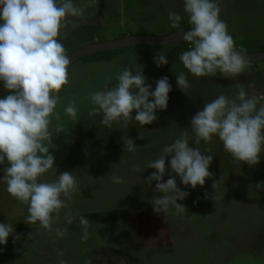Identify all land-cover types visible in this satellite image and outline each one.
Masks as SVG:
<instances>
[{
    "label": "rangeland",
    "instance_id": "obj_1",
    "mask_svg": "<svg viewBox=\"0 0 264 264\" xmlns=\"http://www.w3.org/2000/svg\"><path fill=\"white\" fill-rule=\"evenodd\" d=\"M139 1L72 0L84 9L80 21L86 27L63 29L67 35H62L60 40L71 38L75 50L128 35L165 36L179 31L171 27L170 11L179 14L181 20H188L184 0H147L140 11L126 10L134 9ZM255 1L218 0L220 18L227 24L234 43L241 46L248 41V48L243 47L252 51H256V39L264 38V0ZM86 8L98 12L105 21L99 17L89 19L87 15L91 13L87 14ZM190 47L188 43L133 47L119 52L112 61H99L97 69L85 67L86 63L80 61L68 70L69 84L61 91L55 109L59 123H63V133L52 136L49 147L55 165L42 178L44 182H53L60 173L69 171L77 181L78 189L69 207L61 210L60 218L52 226L67 231L63 238H58L55 231L50 233L38 223H24L28 206L11 197L6 184L0 182V223L11 224L21 236L15 242L10 236L7 245H0V264H59L61 259L67 264H88L89 256L93 262L98 261L94 253L89 255L97 247L114 248L128 264H264V188L258 190L255 186L264 182V153L258 165L249 167L246 163H234L217 136L209 143L194 144L190 121L208 101L200 94L203 89L200 77L186 74L188 94L178 88L176 77L169 79L172 91L168 108L158 110V119L151 125L141 127L133 119L127 127L113 123L109 128L101 123L102 113L89 114L90 88H102L109 80L115 85L120 69L133 66L134 70L143 71L146 83L155 90V81L173 76L166 73L186 69L179 56ZM159 52L167 56V65L155 64L154 57ZM246 69L254 73L235 80L216 78L218 83H230L225 91L229 98L235 97L240 83L249 95L264 94V63L249 64ZM106 70L112 72L106 74ZM212 94H207V99ZM218 94L217 90L208 102ZM73 100L77 107L76 120L64 111ZM182 131L188 132L190 146L213 156L209 167L213 177L206 179L204 186L192 189L190 185L184 186L177 176V186L189 192L188 197L178 201L187 209L177 215L170 206L167 213L157 215L151 202L162 194L154 191L155 182L151 186L147 183L146 178L155 171L148 169L147 164L158 158L162 148L179 138ZM129 137L136 142L135 152L124 151L123 138ZM133 165H139L142 171L133 172ZM4 167L0 165V177ZM113 176L122 177L124 183H113ZM168 178L165 175V181ZM214 180H221L216 201L204 198L205 192L210 196L214 193ZM69 211L74 217L72 224L66 222ZM81 216L90 222L86 241L82 240L83 230L79 226Z\"/></svg>",
    "mask_w": 264,
    "mask_h": 264
},
{
    "label": "clouds",
    "instance_id": "obj_2",
    "mask_svg": "<svg viewBox=\"0 0 264 264\" xmlns=\"http://www.w3.org/2000/svg\"><path fill=\"white\" fill-rule=\"evenodd\" d=\"M184 12L191 25L183 33L190 50L179 56L184 68L196 77H214L219 73L225 79L235 80L244 74L249 63L247 54L237 50L227 24L220 18L218 0H184ZM83 13L84 9L72 0H0V82L9 93L0 98V165H5L0 182L6 184L11 197L28 206L24 223H38L50 233L55 231L58 238H63L67 230L52 226L60 218L61 210L69 207L78 184L69 171L60 173L53 182H44L42 178L55 165L49 147L53 143L52 133H63L55 109L61 91L69 84L71 60L60 37L67 35L62 29L79 26L73 18H82ZM168 19L171 27H180L179 14L170 11ZM154 62L157 67L169 63L163 52L154 57ZM176 79L178 88L185 92L189 87L185 73H177ZM115 80V85L113 80L106 81L90 95L89 114L102 113L103 125L111 128L117 123L127 127L134 119L143 127L157 121L158 110H167L172 91L167 76L155 81V90L146 83L143 71L134 70L133 66L126 67ZM237 88L235 97L220 94L192 117L194 144L209 143L217 136L234 163L255 167L264 153V94L249 95L242 83ZM64 111L76 120V101ZM123 143L124 151H136L134 139L123 138ZM212 162L213 156L190 146L187 131L165 145L158 158L147 164L148 169L155 171L146 181L150 186L155 182L154 191L162 194L151 202L154 212L167 213L171 206L177 215L183 213L187 208L178 201L188 197L189 192L177 186L176 177L192 189L204 186L206 179L213 177L209 171ZM132 171L142 169L133 165ZM165 175L169 176L166 181ZM221 180L213 181L214 193L210 196L205 192V199L219 198L217 187ZM112 182L121 184L124 180L113 176ZM255 186L262 189L264 182ZM73 220L69 211L66 222L72 224ZM89 223L85 217L79 218L85 241ZM10 236L14 242L21 239L11 224L0 223V245H7ZM59 264L67 261L61 259Z\"/></svg>",
    "mask_w": 264,
    "mask_h": 264
},
{
    "label": "water",
    "instance_id": "obj_3",
    "mask_svg": "<svg viewBox=\"0 0 264 264\" xmlns=\"http://www.w3.org/2000/svg\"><path fill=\"white\" fill-rule=\"evenodd\" d=\"M189 31V30H187ZM186 31H178L165 36H134L128 35L119 39L94 42L92 44L83 46L81 48L73 50L69 53L71 64L68 70L76 63L96 54H102L112 51L127 50L133 47L146 46V47H166L176 45L180 43H187L184 40L183 33ZM237 50H241L237 48ZM245 52V51H244ZM250 65L264 63V53L257 52H245ZM8 93V90L4 86L0 87V98H3Z\"/></svg>",
    "mask_w": 264,
    "mask_h": 264
},
{
    "label": "crops",
    "instance_id": "obj_4",
    "mask_svg": "<svg viewBox=\"0 0 264 264\" xmlns=\"http://www.w3.org/2000/svg\"><path fill=\"white\" fill-rule=\"evenodd\" d=\"M109 1H112V0H109ZM127 11H129V12H134V10H132V9H126ZM85 12L87 13H91L90 14V16H92V17H90V16H88L87 15V17H89V19H96L95 17H99V19L100 20H102V21H105V17H102V16H99V13L98 12H96V11H94V10H89L88 8H86L85 9ZM87 13V14H88ZM73 19H78V21H77V23H79V22H81L80 21V18H73ZM82 24V25H81ZM81 24H78L79 26H81V27H86V25L85 24H83L82 22H81ZM89 25H93V24H90L89 23ZM94 26V25H93ZM71 27L69 26V28L68 29H70ZM72 29V28H71ZM62 31L64 32V30L62 29ZM95 40H97V39H95ZM102 62V61H101ZM103 62H105V61H103ZM90 63L92 64V66H90ZM98 63L99 62H89V63H86L85 64V67H88V68H92V70L93 69H97L96 67H98ZM108 63V62H107ZM110 63V62H109ZM249 65V64H248ZM108 71V72H107ZM120 71H123V69H120ZM110 72H112V70H106V72H104V73H106V74H108V73H110ZM154 72H156V71H154ZM179 72H184L185 73V75L186 74H189L190 72L187 70V69H183V70H174V71H170L169 73H166V74H169V75H173V76H171V77H168V79H171V78H175L176 77V74L177 73H179ZM157 73H161V70H157ZM252 73H254V71L253 70H250V69H245V72H244V74H242V75H246V76H251L252 75ZM241 75V76H242ZM220 77H222L219 73H217V75L216 76H214V77H200V83H201V87L203 88V89H201V91H200V94H202V96H203V100L204 101H206V100H210V99H212L213 97H214V95H215V93L217 92V90H218V92H219V94H218V96L220 95V94H224V95H226V93L227 92H225L226 91V89H227V87H229V86H231L230 85V83H228V84H222V83H218L217 82V80H216V78H220ZM238 86V85H237ZM98 86H96V87H94V88H90V95L94 92V91H96V88H97ZM237 90H238V88H237ZM211 93H213L212 94V96L209 98V99H207V94H211ZM252 93H254V92H252ZM254 94H257L258 95V93L257 92H255ZM75 96H76V93H75ZM201 96V97H202ZM208 101H207V103H208ZM56 135V133H55V131H53V133H52V136H55Z\"/></svg>",
    "mask_w": 264,
    "mask_h": 264
},
{
    "label": "trees",
    "instance_id": "obj_5",
    "mask_svg": "<svg viewBox=\"0 0 264 264\" xmlns=\"http://www.w3.org/2000/svg\"><path fill=\"white\" fill-rule=\"evenodd\" d=\"M139 1V0H137ZM146 2H137V5L134 6V9L132 10H135L136 12L137 11H140L142 9V7L144 5L147 4V0H145ZM251 1H254L256 3L255 0H251ZM131 9V8H130ZM180 27H179V31H187V30H190L191 29V25H189V21L184 19V20H180ZM125 37V36H123ZM61 43L64 45L65 49H66V52L67 54L71 53L73 50H72V45H73V42H72V39L71 38H66L65 40H60ZM257 42L256 43V51H252V50H248V49H244L243 46H245V48H248V44L249 42L248 41H245L243 43V45H236V48H239V47H242L244 51H247V52H257V53H264V38H261L259 40L256 39ZM126 50V49H125ZM125 50H120V51H112V52H106V53H102V54H96V55H93V56H90L84 60H82L84 63H89V62H99V61H112L115 56L119 53V52H122V51H125ZM3 86V83L0 82V87Z\"/></svg>",
    "mask_w": 264,
    "mask_h": 264
},
{
    "label": "flooded vegetation",
    "instance_id": "obj_6",
    "mask_svg": "<svg viewBox=\"0 0 264 264\" xmlns=\"http://www.w3.org/2000/svg\"><path fill=\"white\" fill-rule=\"evenodd\" d=\"M93 253L100 259L93 262V259L89 256L88 264H128L125 262L123 254L114 248L97 247L89 255H94Z\"/></svg>",
    "mask_w": 264,
    "mask_h": 264
}]
</instances>
